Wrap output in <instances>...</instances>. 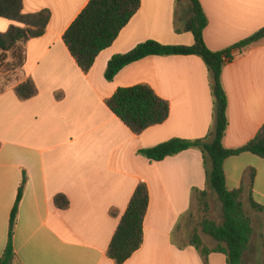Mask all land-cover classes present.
I'll use <instances>...</instances> for the list:
<instances>
[{
  "label": "crops",
  "instance_id": "obj_1",
  "mask_svg": "<svg viewBox=\"0 0 264 264\" xmlns=\"http://www.w3.org/2000/svg\"><path fill=\"white\" fill-rule=\"evenodd\" d=\"M91 0H23L24 13L51 12L46 33L25 45L22 77L0 93V258L9 239L12 211L24 174L27 183L15 226L14 264H115L108 251L140 184L149 207L142 247L125 264H227L223 254L207 263L183 232L195 190H207L201 151L191 149L152 162L140 151L172 139L200 140L213 125L214 99L203 59L150 56L106 80L115 55L155 41L191 47L184 29L186 9L178 0H141V8L111 47L85 73L64 43V34ZM209 20L204 31L214 52L231 48L264 28V0H200ZM178 20V21H177ZM23 25L0 17V33ZM223 70L229 100L227 149H239L264 127V39L243 51ZM31 78L38 94L21 101L15 88ZM148 85L170 106L167 121L135 134L108 107L120 88ZM230 190L243 191L252 219L255 264L264 261V159L251 153L225 162ZM69 201L60 209L55 198ZM262 207V212L252 207ZM181 231V230H180Z\"/></svg>",
  "mask_w": 264,
  "mask_h": 264
},
{
  "label": "trees",
  "instance_id": "obj_2",
  "mask_svg": "<svg viewBox=\"0 0 264 264\" xmlns=\"http://www.w3.org/2000/svg\"><path fill=\"white\" fill-rule=\"evenodd\" d=\"M184 1H187L186 7L183 6ZM140 8L141 0H91L89 2L63 37L69 52L85 73L92 69L99 54L112 46ZM181 8L186 9L188 16L184 22V29L177 27L176 31L192 33L195 39L193 46H167L155 41L144 42L126 54L112 57L105 77L107 81L112 82L125 67L150 56L196 55L203 59L209 70L214 99V119L208 136L200 140L172 139L154 148L142 150L140 155L152 162H160L191 149L201 151L207 175V190L203 192L195 190V196L208 212V196L210 192H213L222 204L223 221L217 224L205 218L201 223L202 233L216 243L215 247L210 248L204 245L203 238L197 233L194 234L191 244L199 251L206 263L211 254L219 253L226 257L227 264H245L244 257L254 233L252 219L244 209L243 191L228 188L225 162L243 153H251L264 159V127L254 140L242 148L227 149L224 146L229 127V100L222 82V75L225 66L235 59L234 51L241 52L264 39V28L231 48L214 52L205 43L204 31L208 27L209 20L201 1L178 0L177 18ZM0 17L23 25V27L13 25L8 32L0 33L1 55L9 52L15 57L18 55V64L22 68L25 45L31 39L40 38L46 33L52 17L51 12L43 10L26 14L23 0H0ZM15 93L21 101H28L37 96L38 89L35 82L29 78L15 88ZM107 105L135 134H141L151 127L165 123L170 114L169 103L160 98L148 85L120 88L107 101ZM26 183L27 178L24 174L11 214L8 244L4 255L0 258V264H14L16 260L13 239ZM55 204L60 209L69 207V201L63 195L55 198ZM148 207V188L142 183L137 187L109 248L108 257L115 264H125L142 247L144 219ZM252 207L256 211H263L262 207L254 202Z\"/></svg>",
  "mask_w": 264,
  "mask_h": 264
},
{
  "label": "rangeland",
  "instance_id": "obj_3",
  "mask_svg": "<svg viewBox=\"0 0 264 264\" xmlns=\"http://www.w3.org/2000/svg\"><path fill=\"white\" fill-rule=\"evenodd\" d=\"M183 6H187V1H184ZM18 62V55L15 57V55L11 52L1 55L0 52V93L7 91L15 82L19 80V78L22 77V70L19 67ZM208 205V212H206L203 205L195 201L191 215L183 222L182 228L179 229V233L183 232L185 238L190 241L192 240L194 234L197 233L203 238L204 245L213 248L216 243L202 233L201 223L205 218H208L217 224H221L223 221V211L222 204L213 192L209 193ZM255 246V241H253L250 253L247 255V264H255V260L257 258L256 254L253 252Z\"/></svg>",
  "mask_w": 264,
  "mask_h": 264
}]
</instances>
